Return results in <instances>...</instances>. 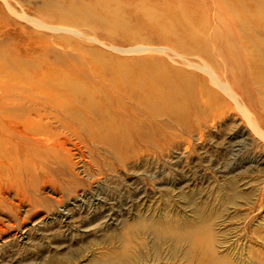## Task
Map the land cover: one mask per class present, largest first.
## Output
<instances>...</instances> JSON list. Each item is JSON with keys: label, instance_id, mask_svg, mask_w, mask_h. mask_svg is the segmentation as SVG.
<instances>
[{"label": "rangeland", "instance_id": "1", "mask_svg": "<svg viewBox=\"0 0 264 264\" xmlns=\"http://www.w3.org/2000/svg\"><path fill=\"white\" fill-rule=\"evenodd\" d=\"M123 8L0 0V129L22 148L0 160V264H264V75L237 84ZM66 56L194 73L195 104L217 102L185 120L157 104L138 136L86 96L29 113L13 79Z\"/></svg>", "mask_w": 264, "mask_h": 264}, {"label": "bare ground", "instance_id": "2", "mask_svg": "<svg viewBox=\"0 0 264 264\" xmlns=\"http://www.w3.org/2000/svg\"><path fill=\"white\" fill-rule=\"evenodd\" d=\"M86 1L96 5L113 3L121 10L125 7L123 10L133 11L132 17L137 23L143 21L168 36L179 35L185 50L202 54L209 62L219 65V69H227L237 84L248 79L263 81L264 58L258 53L264 49V0ZM42 51L45 53V49ZM65 59L68 61L42 73L24 72L13 79L26 84V90L20 93L22 99L32 101L30 107H26L29 113H38L47 106L60 108L58 101L61 98L86 96L88 99H100L96 105L101 106V110H117L110 111L115 121L128 118L130 131L138 136L139 126L133 124L136 114L162 105L169 111L181 110L179 120H185L204 115L217 102L211 94L210 97L206 94L202 105L195 104L198 91H205V87L204 79H198L194 73L162 71L150 64L136 63L126 66L95 63L91 69H72L68 64L71 58L66 56ZM35 61L38 63L39 60ZM45 62L49 61L46 59ZM14 99L9 98L10 102ZM97 107L91 106L90 109L97 110ZM11 129V126L9 130L0 129V160L7 163L18 162L22 149L10 144ZM107 140L110 143L126 141L124 137Z\"/></svg>", "mask_w": 264, "mask_h": 264}]
</instances>
